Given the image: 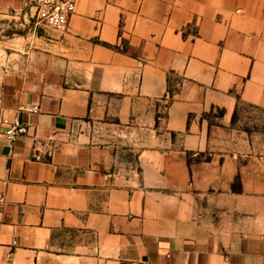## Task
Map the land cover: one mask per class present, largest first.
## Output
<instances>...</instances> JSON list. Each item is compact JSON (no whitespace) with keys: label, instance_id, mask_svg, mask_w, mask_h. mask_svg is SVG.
<instances>
[{"label":"crops","instance_id":"crops-1","mask_svg":"<svg viewBox=\"0 0 264 264\" xmlns=\"http://www.w3.org/2000/svg\"><path fill=\"white\" fill-rule=\"evenodd\" d=\"M28 10L0 0V264H264V158L232 142L264 0H78L66 33Z\"/></svg>","mask_w":264,"mask_h":264},{"label":"built area","instance_id":"built-area-1","mask_svg":"<svg viewBox=\"0 0 264 264\" xmlns=\"http://www.w3.org/2000/svg\"><path fill=\"white\" fill-rule=\"evenodd\" d=\"M78 0H25L26 7L29 9L32 19L36 25L44 29H51L57 32L66 33L69 30L71 20L77 11ZM2 97L0 96V104ZM37 113L39 107L30 109ZM2 137L8 142L13 143L21 133V125L11 123L8 118L1 121ZM34 159L42 161L43 157L35 148Z\"/></svg>","mask_w":264,"mask_h":264},{"label":"rangeland","instance_id":"rangeland-1","mask_svg":"<svg viewBox=\"0 0 264 264\" xmlns=\"http://www.w3.org/2000/svg\"><path fill=\"white\" fill-rule=\"evenodd\" d=\"M41 33L45 31L41 30ZM179 78H172L171 90L175 93L177 91L176 81ZM219 109H214L206 113L205 118L211 122L215 127L220 126ZM233 128L240 133L233 136L232 142L234 145L246 147L244 151L252 152L255 158H264V108L252 105H242L238 108L235 116ZM127 146L123 145L124 149L128 150ZM127 159L134 162V157L129 151L126 152Z\"/></svg>","mask_w":264,"mask_h":264},{"label":"trees","instance_id":"trees-1","mask_svg":"<svg viewBox=\"0 0 264 264\" xmlns=\"http://www.w3.org/2000/svg\"><path fill=\"white\" fill-rule=\"evenodd\" d=\"M169 83H170V93H171V95H173L174 94V92L171 90V80L169 79ZM220 112H221V115H220V117L221 116H223L224 115V111L223 110H220ZM235 122V116H234V119H233V123Z\"/></svg>","mask_w":264,"mask_h":264}]
</instances>
